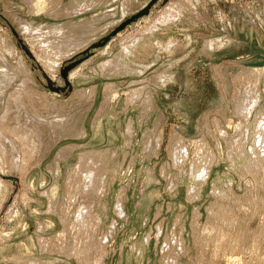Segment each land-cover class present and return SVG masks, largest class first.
Returning <instances> with one entry per match:
<instances>
[{
    "label": "rangeland",
    "instance_id": "374dc122",
    "mask_svg": "<svg viewBox=\"0 0 264 264\" xmlns=\"http://www.w3.org/2000/svg\"><path fill=\"white\" fill-rule=\"evenodd\" d=\"M148 1L0 0V264H264V0Z\"/></svg>",
    "mask_w": 264,
    "mask_h": 264
},
{
    "label": "water",
    "instance_id": "95a60500",
    "mask_svg": "<svg viewBox=\"0 0 264 264\" xmlns=\"http://www.w3.org/2000/svg\"><path fill=\"white\" fill-rule=\"evenodd\" d=\"M157 0H149L144 6H142L138 11H136L135 13L131 14L130 16H128L127 18H125L123 21H121L120 23H118L114 28L111 29V31L109 32V34H107L105 36V38L114 35L117 31L123 29V27L131 22H135L136 20H138L139 17L141 16H146L151 7L153 6V4L156 2ZM90 52L86 51L85 55H89ZM81 60V58H76V59H69L68 62L63 66V68L60 69V76L63 79V82L66 86H68V82L66 80V75H67V71H69L71 68H73L77 63H79V61ZM54 91H57V88L54 87Z\"/></svg>",
    "mask_w": 264,
    "mask_h": 264
}]
</instances>
